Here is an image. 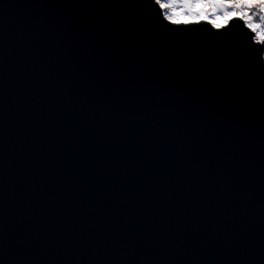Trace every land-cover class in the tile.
Instances as JSON below:
<instances>
[{
	"label": "water",
	"instance_id": "obj_1",
	"mask_svg": "<svg viewBox=\"0 0 264 264\" xmlns=\"http://www.w3.org/2000/svg\"><path fill=\"white\" fill-rule=\"evenodd\" d=\"M155 0H0V264H264V45Z\"/></svg>",
	"mask_w": 264,
	"mask_h": 264
},
{
	"label": "snow or ice",
	"instance_id": "obj_2",
	"mask_svg": "<svg viewBox=\"0 0 264 264\" xmlns=\"http://www.w3.org/2000/svg\"><path fill=\"white\" fill-rule=\"evenodd\" d=\"M155 4L164 13V19L175 25L207 21L214 29L221 30L227 28L232 20L238 19L254 34L255 42L264 45V0H155ZM178 4L184 5L192 16H186L184 11H173L169 17L167 10ZM221 7H235L240 11H225L223 16L215 20L209 19V14L217 12Z\"/></svg>",
	"mask_w": 264,
	"mask_h": 264
},
{
	"label": "trees",
	"instance_id": "obj_3",
	"mask_svg": "<svg viewBox=\"0 0 264 264\" xmlns=\"http://www.w3.org/2000/svg\"><path fill=\"white\" fill-rule=\"evenodd\" d=\"M173 11H184L186 16H189V17L192 16V13H191V12L185 10V6H184V5H179V6H177L176 9H174L173 7H170V8L167 10L169 17L172 16ZM225 11H227V12H235V11H240V9L235 8V7H228L227 9H225V8L221 7V8L217 11V13L223 16L224 13H225ZM244 11H248V10H247V9H244ZM257 11H258V10H257ZM210 14H211V13H210ZM210 14H209V17H210ZM253 15H255V13H253Z\"/></svg>",
	"mask_w": 264,
	"mask_h": 264
},
{
	"label": "rangeland",
	"instance_id": "obj_4",
	"mask_svg": "<svg viewBox=\"0 0 264 264\" xmlns=\"http://www.w3.org/2000/svg\"><path fill=\"white\" fill-rule=\"evenodd\" d=\"M177 6H179V4L178 5H174L173 8L176 9ZM221 16L222 15L218 14L217 12H215V13H211L210 14L209 19L215 20V19H217L218 17H221Z\"/></svg>",
	"mask_w": 264,
	"mask_h": 264
}]
</instances>
